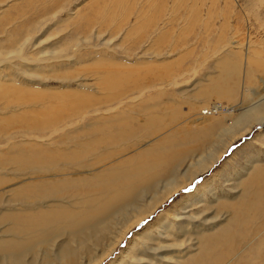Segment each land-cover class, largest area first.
<instances>
[{
  "label": "bare ground",
  "instance_id": "6f19581e",
  "mask_svg": "<svg viewBox=\"0 0 264 264\" xmlns=\"http://www.w3.org/2000/svg\"><path fill=\"white\" fill-rule=\"evenodd\" d=\"M123 1L113 0L111 9ZM42 2L39 8L31 5L21 12L20 16L33 14L34 19L12 27L0 46V61L7 62L12 75L40 85L49 77L30 73L35 60L28 57V46L37 26L63 8L57 0ZM111 9L97 8L92 15L107 22L112 20ZM78 47L76 38L53 41L39 49L36 62L64 58ZM75 61L56 64L51 70H67L69 64H78ZM221 65L222 74L211 80L210 95L218 102H232L233 90L242 85L240 105L214 104L210 112L202 109L204 112L186 117L175 130L151 145L143 144V148L137 143L184 117L172 102L152 107L142 103L131 109L135 115L143 112L141 120L114 114L55 139L50 137L63 122L76 123L81 112L100 113L105 109L102 105L119 103L148 84L162 85L165 75L157 74L159 70L151 73L152 65L137 71L99 61L91 76L100 81L104 97L63 92L48 95L46 106L39 98L42 91L39 94L1 84L0 133L7 131L0 137L1 143L11 142L10 130L19 127L36 135L37 144L22 142L0 153V173L4 166L14 167V176H0V264H104L133 228L206 173L232 143L261 125L264 90L248 97L244 86L250 80L243 82L242 66L228 60ZM61 70L59 84L80 80ZM9 91L15 97L26 95L24 102L12 101ZM39 107L42 111L29 112ZM13 112H20L19 116H2ZM158 112L163 114L157 116ZM47 134L50 142L37 141ZM258 143L242 151L245 158L250 157L249 166L246 162L245 174L236 182L228 185L225 181L223 186L212 183L206 191L204 183L194 187L166 217L162 214L156 219L152 229L157 235L144 232L138 241L132 238L126 252L108 264H264V162L256 165L258 157L264 155L260 147L264 139ZM133 147L137 150L132 151ZM182 166L184 173L179 176ZM216 189L225 191L217 194Z\"/></svg>",
  "mask_w": 264,
  "mask_h": 264
},
{
  "label": "rangeland",
  "instance_id": "374dc122",
  "mask_svg": "<svg viewBox=\"0 0 264 264\" xmlns=\"http://www.w3.org/2000/svg\"><path fill=\"white\" fill-rule=\"evenodd\" d=\"M42 1L44 0H0V46L4 45L6 34L13 29L12 27L23 21L30 22L31 18L34 19L33 14L20 16L21 12L31 5H37L39 8L44 4ZM103 1L57 0L63 8H57L58 12L55 17L37 26L32 34L31 44L28 46V57L31 56L35 60V63L32 62L34 70L30 69V73L48 76L49 79L44 83L41 82L42 85L36 82L29 83L24 81L22 76L12 75L7 69V62L0 61V85H12L20 90L38 91L39 94L42 91L43 94H40L39 98L46 106L48 97L63 92L76 91L79 96L86 95L96 99L104 97L105 93L101 90L100 81L91 76L94 71L98 70L95 64L99 61L127 66L126 69L133 67L135 70L152 65L153 71L150 68L148 70H151L153 74L155 70V74L159 70L157 74L163 73V77L164 75L166 77L163 78L165 81L162 85L157 82L148 84L142 91L126 95L125 99L119 103L102 105L101 107L105 109L100 113L97 111L81 112L76 123L63 122V126L56 133L51 137L47 134L42 141L37 140L39 143L47 144L50 142L48 137L55 139L61 134L77 129L80 125L88 127L95 124L100 117L119 114L141 120L144 117L143 112L135 115L131 109L138 108L142 103L152 107L172 102L184 117L168 125L154 137L137 143L138 146L142 145V148L143 144L151 145L159 136L175 130L186 117H196V114L205 110L210 112L209 108L214 104L230 103L235 106L239 104L244 94V90L241 91L239 88L242 85L233 90L232 102L225 99L218 102L210 95L213 87L211 80L222 74L221 63L226 60L239 63L242 66L243 82H245L244 79L250 80L249 85H243L246 90L245 95L253 97L261 89L264 90V0H124L114 9H111L113 0ZM47 6L50 7L49 2ZM103 7L113 10L110 15L112 20L102 22L96 20L99 17L92 15L94 10ZM104 14H107V11ZM69 38L78 39L79 47L68 53L65 59H46L36 62L35 55L42 46H49L53 41ZM77 55L81 56L75 61ZM246 58H248L247 61ZM69 61L70 63L75 61L78 64H69L68 68L63 67L67 70H61L62 68L51 70L56 64H67ZM49 70L55 72L52 74ZM60 70L67 71L74 77H80V80L70 84H59L57 76ZM68 86L72 88L67 89ZM44 92H46L45 95ZM9 93L13 97L12 101L24 102L26 98V95L15 97L14 92L9 91ZM197 94L199 98L196 97ZM191 99L193 100L190 101ZM41 109L40 107L31 108L29 112L42 111ZM23 111L25 110L21 112ZM19 113L13 112L2 116L9 119ZM162 114L158 112L157 116ZM6 134L7 131L1 132L0 137ZM9 135L12 137L11 142L1 143L0 141L1 154L8 152L7 147L19 145L22 142L30 141L37 144L35 143L36 135L28 134L26 128H12ZM260 139H264V121L261 125H256L243 138L232 143L215 165L206 173L198 175L190 186L185 187L187 191L183 189L175 194L147 220L133 228L117 247L115 253L104 261V264H108L114 256L117 257L116 259L120 258L122 253L128 249L132 238L138 241V236L144 232L157 235L152 229V225L157 222L156 219H159L162 214L163 218L166 217L180 198L190 195L194 187L199 188L206 184L204 190L206 191L212 183L221 185L228 181L227 184L230 185L236 182V179L245 174L246 169L243 170V168L250 159V157L245 158L242 151L246 146V148L258 146ZM136 147L131 150H137ZM260 147L264 152V146ZM129 153L131 152L125 154ZM256 154L258 153H252V155ZM262 162H264V155L258 157L256 165ZM109 164L106 163L105 166ZM236 164L241 165L236 167ZM184 166L179 168V176L184 173ZM13 170V166H4L0 176H14ZM224 191L216 189L215 193L220 194ZM149 226L151 228L148 231ZM136 241L133 240V242Z\"/></svg>",
  "mask_w": 264,
  "mask_h": 264
},
{
  "label": "snow or ice",
  "instance_id": "6c2138e0",
  "mask_svg": "<svg viewBox=\"0 0 264 264\" xmlns=\"http://www.w3.org/2000/svg\"><path fill=\"white\" fill-rule=\"evenodd\" d=\"M185 191H187V189H185Z\"/></svg>",
  "mask_w": 264,
  "mask_h": 264
}]
</instances>
